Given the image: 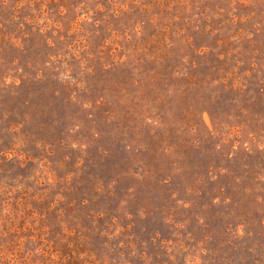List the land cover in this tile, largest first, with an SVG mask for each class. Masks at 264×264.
<instances>
[{"label":"rangeland","instance_id":"obj_1","mask_svg":"<svg viewBox=\"0 0 264 264\" xmlns=\"http://www.w3.org/2000/svg\"><path fill=\"white\" fill-rule=\"evenodd\" d=\"M0 264H264V0H0Z\"/></svg>","mask_w":264,"mask_h":264}]
</instances>
